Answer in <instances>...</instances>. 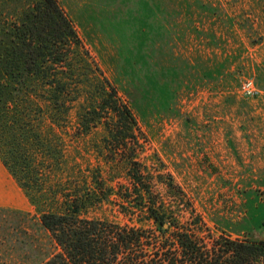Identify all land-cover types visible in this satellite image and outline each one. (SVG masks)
Masks as SVG:
<instances>
[{
    "label": "rangeland",
    "instance_id": "obj_1",
    "mask_svg": "<svg viewBox=\"0 0 264 264\" xmlns=\"http://www.w3.org/2000/svg\"><path fill=\"white\" fill-rule=\"evenodd\" d=\"M35 2L0 0V28L19 22ZM57 2L91 68L116 84L121 97L124 87L133 89L123 71L144 82L146 93L133 91L141 145L136 161L180 231L200 235L198 215L213 239L264 238V0ZM247 82L254 96L244 95ZM67 140L72 162L100 165L107 176L108 166L94 152L102 130ZM0 208L35 215L1 159ZM91 216L129 221L112 207ZM27 223L34 234L33 218ZM38 236L49 243L44 233ZM17 237L15 231L14 242ZM20 252L0 261L31 259Z\"/></svg>",
    "mask_w": 264,
    "mask_h": 264
},
{
    "label": "trees",
    "instance_id": "obj_2",
    "mask_svg": "<svg viewBox=\"0 0 264 264\" xmlns=\"http://www.w3.org/2000/svg\"><path fill=\"white\" fill-rule=\"evenodd\" d=\"M0 33V159L35 210L32 216L0 208V257L19 248L31 258L0 264H264V238L213 239L198 215L200 235L180 231L136 161L141 145L133 91L146 93L144 82L123 71L133 89L124 87L121 97L116 84L91 68L57 0H36ZM99 130L104 140L94 152L107 176L100 165L83 168L70 158L69 135ZM108 207L128 223L91 216ZM147 223L156 228L145 229ZM15 231L22 239L14 242Z\"/></svg>",
    "mask_w": 264,
    "mask_h": 264
},
{
    "label": "built area",
    "instance_id": "obj_3",
    "mask_svg": "<svg viewBox=\"0 0 264 264\" xmlns=\"http://www.w3.org/2000/svg\"><path fill=\"white\" fill-rule=\"evenodd\" d=\"M243 93L244 95L254 96L256 93V89L253 86L252 82H247L243 86Z\"/></svg>",
    "mask_w": 264,
    "mask_h": 264
}]
</instances>
